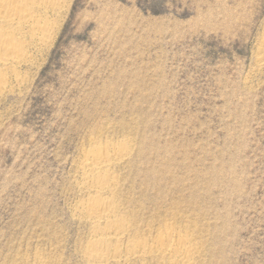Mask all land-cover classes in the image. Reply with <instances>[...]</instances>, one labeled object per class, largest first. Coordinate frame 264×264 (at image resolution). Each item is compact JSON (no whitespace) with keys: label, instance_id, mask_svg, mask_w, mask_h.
I'll return each mask as SVG.
<instances>
[{"label":"rangeland","instance_id":"374dc122","mask_svg":"<svg viewBox=\"0 0 264 264\" xmlns=\"http://www.w3.org/2000/svg\"><path fill=\"white\" fill-rule=\"evenodd\" d=\"M60 8L47 43L22 27V62L0 64V264H167L85 255L81 161L122 142L113 203L131 240L168 225L196 239L191 264H264V0Z\"/></svg>","mask_w":264,"mask_h":264},{"label":"bare ground","instance_id":"6f19581e","mask_svg":"<svg viewBox=\"0 0 264 264\" xmlns=\"http://www.w3.org/2000/svg\"><path fill=\"white\" fill-rule=\"evenodd\" d=\"M60 1L0 0V24L12 28L11 32L0 31L2 66L8 62L16 64L23 59V47L15 40L22 27L28 29V39H37L40 44L47 43L46 38H50L53 28L50 18L61 9ZM130 148L123 142L106 143L103 146H95L83 155L80 169L84 175V187L88 191L89 199L80 202L76 210L83 214L93 230L92 239L85 251L87 259L94 263H118L121 259L137 258L144 261L148 257L159 255L167 264H191L197 254L196 239L178 235L174 231L175 228L167 225L158 232L152 243L147 245V242L140 239L131 240L124 226L125 222L122 223L116 214L113 196L117 179L111 170L116 164L129 158ZM123 245L125 251L121 250Z\"/></svg>","mask_w":264,"mask_h":264}]
</instances>
